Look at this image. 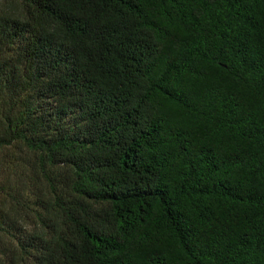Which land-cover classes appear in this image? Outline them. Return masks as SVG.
Segmentation results:
<instances>
[{
	"label": "trees",
	"instance_id": "1",
	"mask_svg": "<svg viewBox=\"0 0 264 264\" xmlns=\"http://www.w3.org/2000/svg\"><path fill=\"white\" fill-rule=\"evenodd\" d=\"M0 264H264V0H0Z\"/></svg>",
	"mask_w": 264,
	"mask_h": 264
}]
</instances>
